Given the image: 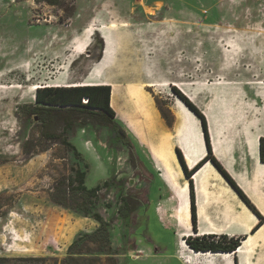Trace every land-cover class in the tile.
Wrapping results in <instances>:
<instances>
[{
    "label": "rangeland",
    "instance_id": "rangeland-1",
    "mask_svg": "<svg viewBox=\"0 0 264 264\" xmlns=\"http://www.w3.org/2000/svg\"><path fill=\"white\" fill-rule=\"evenodd\" d=\"M50 21L55 29L48 28ZM86 29L95 31L93 43L73 56V38ZM100 30L115 43L104 77L121 86L155 84L147 91L170 126L177 110L172 83L211 96L219 81H264V0H62L59 6L0 0V263L61 264L70 258L71 264H183L182 252H189L180 244L174 200L166 193L160 199L156 172L148 194L141 163L148 146L141 149L125 123L116 118L126 136L86 116L66 132L87 169L60 140L48 138L64 133V119L51 112L44 124L31 113L41 106L35 85L46 87L63 74L70 83H88L106 49ZM119 93L121 114L137 122L141 135V89ZM146 137V145H158V135ZM77 169L86 171L90 190L110 182L87 215L73 205V196L67 206L52 199ZM94 214L109 223L107 232L70 249L101 229Z\"/></svg>",
    "mask_w": 264,
    "mask_h": 264
},
{
    "label": "crops",
    "instance_id": "crops-1",
    "mask_svg": "<svg viewBox=\"0 0 264 264\" xmlns=\"http://www.w3.org/2000/svg\"><path fill=\"white\" fill-rule=\"evenodd\" d=\"M47 26L55 29L56 22L50 21ZM100 33L104 38L105 49L107 39L102 30ZM94 36L95 31L92 29L78 31L73 38L72 55L83 54L92 45ZM108 37L113 53L103 65V51L100 63L90 72L85 80L88 83L85 84L111 86V107L116 112V118L125 123L141 141V149L143 144L148 146L147 150H141V163L148 173L145 178L150 186L148 194L155 181L153 172H156L161 182L160 199L164 198L161 193H166V197L175 202L172 213L180 229V244L189 251L182 252L183 264H264V162L261 160V139L264 138V81H219L216 83V94L211 96L206 95L209 91L194 92L188 83L171 84L178 87L205 116L213 157L257 209L263 217L261 219L211 160L205 162L191 176L186 174V168L192 171L208 156L209 150L201 119L177 95V110L170 108L174 117L170 126L147 91V87L155 84L141 83L140 86L128 83L121 86L104 77L102 69L110 67L114 58L115 43L111 35ZM60 77L50 82V86L78 85L70 83L65 74ZM128 88L141 89V135L136 127L137 122L123 117L112 105L113 96ZM251 88L255 90L254 94L249 91ZM155 135H158V145H146L143 138ZM179 151L186 168L182 164ZM149 152L154 165L149 159ZM191 185L195 194L197 231L194 230L192 220ZM210 235H225L243 240L234 252H197L186 242V238L191 236Z\"/></svg>",
    "mask_w": 264,
    "mask_h": 264
},
{
    "label": "trees",
    "instance_id": "trees-1",
    "mask_svg": "<svg viewBox=\"0 0 264 264\" xmlns=\"http://www.w3.org/2000/svg\"><path fill=\"white\" fill-rule=\"evenodd\" d=\"M38 2L47 3L50 6H59L62 0H37ZM105 43V42H104ZM105 45V44H104ZM104 51V50H103ZM174 93L201 119L206 142L209 150L208 156L199 163L192 171L187 170L185 162L181 152L179 151V156L182 161V164L186 168V174L191 176L193 172L198 170L205 162L211 160L226 176L230 181L233 187L238 191V193L243 197L246 203L252 208V210L261 218L263 217L257 211V209L251 204L245 194L238 188L233 179L227 174V172L222 168L220 163L213 157L210 136L208 132V125L205 116L198 109V107L192 103L177 87H173ZM111 97H112V88L108 85H77L70 87H54L46 86L36 90V101L39 105L31 109V113L42 117L44 124L52 120L49 113H54L52 115L53 119H64V133L62 135H50L49 139H58L61 144L72 150L75 156L85 163V167L89 168V163L85 160L83 154L78 150V148L73 145L68 137L66 132L71 130L74 124L85 118L95 119L100 124L105 126H111L117 134L121 136H126L125 131L122 127L116 122V112L111 107ZM86 99L87 103H83V100ZM65 115H63V114ZM62 114V115H61ZM45 136H47L45 134ZM261 160L264 162V138L261 139ZM86 180V171L77 169L74 171V175L69 176L63 180L62 183H59L55 188V193L52 195V199L60 206H67V202L73 196V205L79 204L78 208L85 215L90 214L91 209L99 201V193L104 187H108L110 182H107L103 187L98 186L93 189H88L85 185ZM71 191V194L68 191ZM191 197H192V220L194 224V230L197 231V212H196V202L193 185H191ZM76 200V201H75ZM119 210V214L127 216L126 208ZM93 218L101 223V229L97 232H94L89 235H84L78 238L70 246L72 249L74 246L79 244L80 241H85L88 239H94L103 232H107L108 224L103 217L98 214H94ZM104 240L106 239L105 236ZM97 239V238H96ZM243 238H229L225 235L216 237L214 235L202 236V237H188L186 242L187 244L197 252H234L240 246ZM38 259H23L24 262H36ZM72 259L68 258L61 262V264H71ZM0 264H9L7 261H3Z\"/></svg>",
    "mask_w": 264,
    "mask_h": 264
},
{
    "label": "bare ground",
    "instance_id": "bare-ground-1",
    "mask_svg": "<svg viewBox=\"0 0 264 264\" xmlns=\"http://www.w3.org/2000/svg\"><path fill=\"white\" fill-rule=\"evenodd\" d=\"M111 50H112L111 41L110 40H107V45H106V49H105V52H104V54H105L104 64H106L107 60L110 59V57H111V55L113 53V51H111ZM107 79H109V78H107ZM82 85H99V84L98 83H94V84H82ZM47 86H50V85H47ZM152 87H154V85ZM39 88H41V86L35 85L34 88H33V90L36 91ZM34 98H35V96H34ZM119 102H120V95L115 94L113 96L112 105L118 111H120Z\"/></svg>",
    "mask_w": 264,
    "mask_h": 264
},
{
    "label": "built area",
    "instance_id": "built-area-1",
    "mask_svg": "<svg viewBox=\"0 0 264 264\" xmlns=\"http://www.w3.org/2000/svg\"><path fill=\"white\" fill-rule=\"evenodd\" d=\"M83 103H85V104H86V103H87V100H86V99H84V100H83Z\"/></svg>",
    "mask_w": 264,
    "mask_h": 264
},
{
    "label": "water",
    "instance_id": "water-1",
    "mask_svg": "<svg viewBox=\"0 0 264 264\" xmlns=\"http://www.w3.org/2000/svg\"><path fill=\"white\" fill-rule=\"evenodd\" d=\"M182 92V91H181ZM183 93V92H182ZM184 94V93H183ZM185 95V94H184ZM186 96V95H185ZM188 98V97H187ZM189 99V98H188ZM190 100V99H189ZM191 101V100H190Z\"/></svg>",
    "mask_w": 264,
    "mask_h": 264
}]
</instances>
